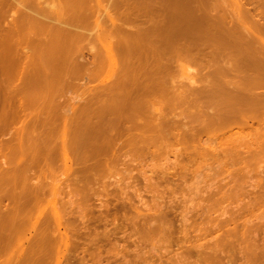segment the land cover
I'll return each instance as SVG.
<instances>
[{
	"label": "rangeland",
	"instance_id": "obj_1",
	"mask_svg": "<svg viewBox=\"0 0 264 264\" xmlns=\"http://www.w3.org/2000/svg\"><path fill=\"white\" fill-rule=\"evenodd\" d=\"M78 1L79 0H76V2ZM80 1L83 2V7L78 9L77 12H80L79 14H81V11L79 10H82V14L86 13L87 22H85L86 25H79V29L78 25H66V23H69L67 21H60L61 23L63 22L60 24L54 20L60 16L62 7L63 11L68 7L69 2L67 0H0V99L2 97L6 98L11 96L10 94L13 91H15L14 94L20 92L19 96L22 99H27L28 97L38 98V100L26 108L25 112L27 115H30L40 111V113L45 115L47 112L45 108L51 103L52 100L56 101L58 104H64V102L68 99H72V101L76 103H84V101L81 100L83 90L82 88L88 84L92 88L100 89L104 84H113L118 80L119 84H122L123 86L127 85L128 87L135 81L134 79L131 80L133 76L130 75V73H133L134 78L137 77L135 82H137V86L139 88L148 85H154L155 81H153V79L150 80L151 82L149 80L143 79L141 76V71L138 68H134L136 72L135 73L133 71L134 69L131 68V65H137L138 61L143 58V53L144 50H146V47H151V44H155V38H153L154 43H152L148 37H135L134 35L137 36L142 32L145 35L147 34V31L154 28V25L158 31H166L165 29L169 26V24H171V21L165 18V14L169 11L178 12V14H180L179 23L181 25V31H183L181 32L182 34H188L191 28L205 31L207 27L208 29H206L205 33L207 36L210 37L211 35L222 31L221 33L223 34V37L217 40L214 39L213 41H203L197 45H194V38L192 39L185 35H182V37L176 40L175 45L176 47H179V49L189 47L192 44L193 47L191 50H189L192 52V54H197L199 51L198 54L201 53L204 56L206 55L208 58L205 56V58H199L197 61H190L184 58L175 60V64H173V72L170 71L167 74L169 76L167 77L169 84L167 86L170 87L169 94H165L163 97L156 95L140 97V95H136V97H132V102L128 92L127 96L126 94H119L116 96L114 95L116 100L125 101L127 99V101H125L127 106H129L130 103H132L131 105L139 106L144 104L146 101L151 102L153 106H150L149 110L153 117L155 116L156 118L151 123L152 125H148L150 129L148 126L143 129V131L145 130L144 134H140V131L137 132L138 139L136 138L135 140L138 141H133L134 143L132 142L127 145L131 146V148H128L127 146L122 147L121 141L117 140V144H119V146L117 144L113 146V150H110V153L108 154L110 157L106 155V159L104 157V159L102 158L100 160L102 162L100 163L102 166L99 164V168L97 170V180L100 181L101 185L99 182H97V188L95 187L100 193H97L99 195H95L94 193L93 198L91 197L88 201V207L91 206L93 211L92 209H88L87 217L85 218L84 216L85 219L81 217V215L79 216L76 214L77 212L78 214H82L81 210L79 206L74 207L75 204H71V202L68 201L70 197L68 199L67 195L63 196L64 198L68 199L64 200V202L66 201L65 205L63 204L64 207H61L62 203L59 202V206H57L58 210L56 209L57 215H62V211L64 210L63 216H66L64 214L66 211H68L69 213L66 212L67 215L69 214L68 217L70 214H73L69 218L72 221L75 232L78 230L80 233H82L81 231L84 229L83 234H81L82 237L79 233H75V241L73 239L71 244L74 242L75 243L70 245L71 248H69V252L67 251L66 254L64 253L65 258L67 257V259H64L65 262L63 261V264H71L70 262H72V264H264V139H260L261 137L264 138V136L259 137L258 130H256L261 127V118H259V120L254 119L253 121H249V123H244L243 127L246 130H241L242 125H236V127L233 125L231 126L233 129L228 126L224 128V126L220 124L211 126L209 123L213 117L210 113L212 108H215L217 103L215 104L211 100V102L209 100L207 102L204 99L203 101H200L202 98L198 100V102L191 95L193 93L189 92L192 98L190 97L189 93L186 96L188 100L190 99V101H192L190 102L191 104L189 102L178 104L177 99L180 96L177 95V92L171 90V87L173 88L174 86L175 88H182L180 87V84H183L182 89L186 88L185 90L189 91L193 90L194 86L195 88H201L200 86L203 87L206 83L203 80L202 83L199 82L198 84H192V79L196 78L198 74L201 73V75H203L206 71L212 70L217 65H225L226 63L231 64L235 59L241 58L243 54L248 52L251 53L252 51L257 52L261 50L264 47V0H238L239 5H237L234 0H209L207 5H203L200 0H180L184 9H179L180 6H175L176 8L174 6H171V8L164 7V9L161 7L164 4L163 0H154L155 2H153V0ZM156 1L161 8L155 7ZM117 2H120V6L118 7L119 9L115 5ZM184 3L186 5H184ZM160 4L162 5L160 6ZM69 5L71 8L75 7L72 3ZM158 14H161L160 17ZM238 14L245 16L238 17ZM219 15L220 17L218 18ZM26 16L27 18L31 19H34L35 17V19L41 21L40 26H43V28H41L39 31V36L41 37V40L48 39L47 43L44 44L46 46L48 44L49 46L52 45V48L63 43L65 38L64 36L61 37L59 35V37L55 36L52 39L45 37L47 34H49V30L46 29V25L50 26L53 25L52 23H55V25H58L56 27H60L62 29L65 27V29L71 31L73 30L82 34L84 33L86 36L89 34L90 36H94L103 31H111V36L115 35L117 37L115 38L114 36L112 37L113 39H110L109 37L107 40L111 43L114 39H118V35L115 34L113 29H111V26L114 25L112 23H118V25L120 24L123 27V30L126 31L127 37L134 41L133 48H135L133 51L134 53L127 57V68H122V70L124 69L122 73L120 70V74L124 73L122 75L123 78L117 79L110 77L111 79H106V77H108L110 74L108 72L110 71V69H108L110 67L107 61L105 64H103L104 66L101 68L100 75L93 80H90L89 74H85L79 78L76 76L73 77L74 75L72 73H67L69 75L65 74V76H59L57 69L52 71L49 69L51 65L54 66L53 64L55 63H52V60L56 58V55L54 56V54L45 52V48L47 47H45L43 50L41 49L39 53L33 52V55L36 56V62H28L29 64L35 66H48L47 64L51 63L49 64L50 67L48 66L47 69H40L38 71H34V73L30 72V76L28 77H26V73L12 76V71L2 72L1 68L3 66L9 67L16 65L15 61L17 59L16 54L11 51L13 49H11L8 43L5 42V38L10 33L9 30H11L14 22L19 19H26ZM113 17L116 18V20L114 19V22H112ZM152 17L154 19H152ZM131 18L133 20H131ZM53 20L55 22H53ZM46 21L48 23H46ZM153 21H156L157 23H153ZM163 21H166L167 23ZM94 22L100 23V26ZM165 25H167L166 28H164ZM99 27L102 28L103 31ZM243 38L247 40L245 41ZM49 39H51V41ZM53 39L56 41H53ZM70 39L71 38H69V40ZM146 39L149 42H147ZM108 41L105 39L102 44L100 42H97V45L96 43L87 44L84 47V50L85 48L86 50H82L83 52L81 50L79 51L80 48L76 47L75 49L71 50V54L73 56L74 53L78 51V53H76L77 55H74V57H79L83 53L85 54V58L88 57V59L90 58L89 51L92 50L105 54V50L103 48L105 45L110 44ZM52 42L53 44H50ZM54 42H58L57 45H55ZM104 42L106 44L103 45ZM159 42V39H157L156 44L158 45ZM44 44L42 46H44ZM23 48L27 50L26 47L23 46ZM212 53L216 55L224 54L226 57H217V59H212ZM166 55V53L163 55L164 58L169 55V52L168 55ZM119 57V59L122 60L121 58L123 57ZM41 59L45 62H43ZM129 59L133 62L129 61ZM28 63L22 62L19 65L24 67L25 65H29ZM183 67L185 69H183ZM260 68L259 71H264V67ZM54 73L56 74L55 76ZM170 74H172L171 76L173 78L170 76ZM63 80L69 82L75 80L82 88L77 91H72L65 88L61 89L59 88L60 86L57 87ZM263 89L264 88H260L254 91V94L258 92L256 96L254 95L256 99L264 96ZM23 92H26L27 95L25 96L24 93V96H22L23 94L21 93ZM100 94H102L100 97L102 98L104 93ZM186 96L180 98L184 99ZM128 98L130 99L128 100ZM165 98L167 100H165ZM158 100L160 102L161 100L163 101L159 103ZM163 102L165 106L163 105ZM175 102L176 104H174ZM215 102L219 103V101ZM206 105L209 106V108ZM157 109H163L162 111L166 109V112L164 111V116L167 115L168 118L164 117L162 119L161 117H163V115H160V113L158 114V112H156L158 111ZM65 110V107H61L59 111L64 112ZM153 110L154 113L152 112ZM124 114L127 115V112ZM166 119L175 120L176 123L179 124L178 127L169 126V130H166V128H160L161 126L158 125L162 121L166 122ZM253 123H256L258 128ZM187 124L190 126L188 125L186 127ZM1 125L2 123L0 122V128ZM22 125L23 124L21 122L16 123L9 130L3 132L1 131L0 145L8 141H13V138L18 135V131L23 128L21 127ZM253 125H255V129ZM41 126H38L34 131V137L37 136L38 139L40 138V141L44 138L42 141H49L50 143L45 144L38 140L39 145L44 148L49 146L51 141L61 143L62 139H53L52 133L54 129L60 130L63 127V124H59L57 127L56 125L54 127L49 125ZM252 127L254 130H252ZM222 128L224 131H222ZM50 129H52V131ZM161 129L165 130L162 131ZM180 129H182L181 131L183 132H179ZM234 129H236L235 135L231 137L234 132L232 130ZM225 130H227V132ZM146 131L149 132L147 133ZM237 131L239 136H237ZM240 132H245L244 136ZM149 133H151V135ZM182 133L185 134L183 135ZM191 134H194L195 136ZM41 135H43V138L40 137ZM158 136H163V138H158ZM183 137L187 138L186 141ZM153 138L155 139L153 140ZM164 138H168L170 141L167 140V142ZM236 138L237 140H235ZM151 139L154 142H152ZM253 139H255V141ZM141 140L143 141L142 143H140ZM145 141L148 142L145 143ZM256 142L259 143L257 144L258 146H256ZM155 143L158 144L155 145ZM36 144L37 143L33 145L36 146ZM261 144H263L262 148L260 147ZM34 146H31L30 148L34 150ZM247 152H249V154ZM8 155V149L0 150V167H17L19 163L18 160H15L17 163L14 161L5 163L6 157ZM111 155H114V160L111 159ZM102 160H104V163ZM57 166L59 167H57V173L59 172L58 174L60 176L57 173L56 175L58 176L57 178L60 182L61 179L63 180L64 178L62 176V162L59 161ZM108 166H110V168ZM98 183L100 187L102 186L101 188H103L102 190L104 191L98 187ZM0 186L1 188L4 187V185L1 183ZM105 187H107V189ZM108 189L109 191L113 192H110V194L114 196L113 198H109L111 196L109 193L104 194L108 191ZM101 192H104L103 195ZM94 195L99 202H102L103 199L104 202L101 204L98 202L97 204V202H95L97 199L94 197ZM99 198H102V200ZM91 200H94L93 202L96 205L94 203H92L93 205H90L89 202H92ZM111 203L114 205L113 207H109L112 205ZM5 205L11 206V202L6 200ZM97 205L99 209H96ZM99 205H101V207ZM69 206L72 207V210L75 208V211L72 212L71 207L69 208ZM103 206L105 209H102ZM44 207L45 206H41V209L37 207L38 210L35 208V212L34 210L32 211L33 219L36 217L42 218L44 215L46 217L48 216L49 210L47 208L45 209ZM100 208L107 211H101ZM51 212L54 213V211ZM51 212L50 214H52ZM92 212L93 215L91 214ZM33 213H36L37 216ZM54 214H56V211ZM103 214L105 215V217H102L103 219L105 218L104 220L101 218ZM108 215L110 216L108 217ZM91 216H93V218ZM78 217H80L81 222L84 223V228H82L81 224H79L80 218ZM100 219H102V222ZM91 221H94L95 225L92 224L93 222L91 223ZM91 224L94 225V228ZM89 227H91V229ZM78 228H81V231ZM42 230L46 232L44 233ZM52 230L56 231L55 229H52V227L44 228V226L38 227L36 232L33 231L32 228H29L25 230L26 232H24V238L25 236V239L31 238L32 236H35V234H47ZM86 233L88 234L86 235ZM56 234L58 235V231ZM88 236H90L94 241H92L90 237L89 240H87ZM80 237L86 238H83L81 241ZM86 240L88 242L92 241L94 244L90 242V244L87 246L82 245L83 243H88ZM56 243L53 242L55 245L50 243L49 247L50 245L53 247H59L61 245V242ZM72 246L77 248L75 250L77 254L73 251L75 247L73 248ZM17 247L16 245L10 246L8 252V254H10L7 255V257H12V254L16 253L12 252L17 251ZM11 248L13 251L10 250ZM80 248L83 250H80ZM71 250L72 252H70ZM84 251L88 252L85 253ZM55 258H58V256ZM55 258L52 259V264L56 263L55 261L57 259Z\"/></svg>",
	"mask_w": 264,
	"mask_h": 264
},
{
	"label": "bare ground",
	"instance_id": "obj_2",
	"mask_svg": "<svg viewBox=\"0 0 264 264\" xmlns=\"http://www.w3.org/2000/svg\"><path fill=\"white\" fill-rule=\"evenodd\" d=\"M67 1L69 2L68 7L66 6L67 8H65L64 11H63V7H62V12H61V14L59 13L60 16L58 18H55L54 20L57 21V23L59 22L60 24L63 23V22L61 23L60 21H67L69 23H66V25H68V24H70L71 26H77L78 25V28H79V25H86L85 24V22H87L86 13L83 11L85 14H82V10H79V11H81V14H79L80 12H77L78 9H81L83 7V2L80 0H79L80 2L79 1L76 2V0H67ZM163 1H164V4L163 5L160 4V6L162 5L161 7H163V8L164 7L165 8L166 7L171 8V6L172 7L173 6L179 7L180 6L179 9H182V8L184 9V7H182L183 5H182V2L180 0H163ZM200 1L202 2L203 5H207L209 0H200ZM234 1L237 5H239L238 0H234ZM153 2H155V1L153 0ZM70 3L74 4L75 7L71 8V6L69 5ZM121 3H124V2H121ZM115 5L118 8L120 6V2H117ZM184 5H186V4L184 3ZM146 7H148V6H146ZM155 7H157V8L159 7V4L157 3V1L155 4ZM161 7H159V8H161ZM157 8H156V10H157ZM115 10H117V9H115ZM172 10H174V9H172ZM162 11H164V10H162ZM152 14H155V13H152ZM147 15H149V14H147ZM160 15H159V17H160ZM243 16H245V15L238 14V17H243ZM29 17H31V16H29ZM110 17H112V16H110ZM179 17H180V14H178V12L169 11L165 14V18H167L169 21H171V24H169V26L167 28H166L167 25H165V27L163 26L164 28H166L165 29L166 31L163 30L164 32H160V30L158 31V29H156L155 25H154V28L152 30H149L150 32L149 31L146 32L147 34L144 35V33L142 32L143 34L139 33L137 36L134 35L135 37H142V36L148 37L152 43H154L153 38H155V44L154 45L151 44V47H149V46L146 47V50H144V53H143L144 54L143 58L139 61L137 60L138 61L137 65L134 63L135 66H132L129 63L131 65L132 69L138 68L141 71V76L143 79L149 80V81L151 79H153V81H155L154 85H148V86H144L142 88H139L137 86V82H135L137 77L134 78L133 73H130V75L133 76V78H131V80L134 79L135 81L133 80L134 81L133 83L130 82L131 84L128 87H127V85L123 86L122 84L118 83L117 79H122L123 78L122 75L124 74V73L120 74V70L122 73V71H124V69L122 70V68H127V60H128L127 57L129 55H132L134 53L133 51L135 49V48H133L134 41L130 40L129 37H127L126 31L123 30V27L120 24L118 25V23H116V24L112 23V24H114L113 25L114 27L111 26V29H113L115 34L118 35V39H116V40L114 39L116 42L113 40V42H111V43L107 39L109 37L111 39L115 35L111 36V31L110 32L103 31V29L100 27L99 28L103 32L100 31L101 33L94 35V36L92 34H91L92 36H90V34H89L88 36H90V37H88V36L84 35V33L82 34V33L77 32V31L76 32L73 30L71 31V30L65 29V27H63L64 29H62L60 27H56L58 25H55V23H52L53 25H50V26L46 25V29L49 30V34H47V36H45V37L52 39L53 37L59 35L61 37L64 36V38H65V40H63V43H61V44L57 45V43L59 41L57 43L54 42L55 45H57V46L52 48L51 47L52 45L51 46H49V44L47 46L45 45L47 43L48 39L45 38L46 40H44V39L41 40V37L39 36L40 35L39 31L41 30V28H43V26L42 27L40 26L41 25L40 20L35 19V17H34V19L33 18L32 19L27 18V16H26V19H23V20L19 19V20L14 22L13 26L11 27V30H9L10 33L8 32L9 34L5 38V42L8 43V45L11 47V49H13L11 51L14 52L17 56V59L15 61L16 65H12L9 67L3 66L1 68L2 72L12 71V76H17L21 73H26L27 74L26 77H28V76H30V72L34 73V71H38L40 69H45V68L47 69L49 64H51V63L47 64L48 66H42V65L41 66H35V65H31L28 63V62H30V63L36 62V56L33 55V52L39 53V51L41 49L43 50L45 47H47V48H45V52H47L49 54H54V56L56 55V58L52 60V63H55V64H53L54 66H52V65H51V67L49 66L50 67L49 69H51V71L57 69L59 76L60 75L65 76V74H67V73H72L74 75L73 77L76 76L79 78L85 74H89L90 80H93V79H96L100 75L101 68H103V66H104L103 64H105L107 61V63H109V67H110V68H108V69H110V71H108L110 74L108 77H106V79L109 80L110 77H114V78H117L116 79L117 81H115V83H113V84H104L100 89L99 88L96 89V88H92L91 86H89V84L85 85L84 88H82L80 86V84L75 81L76 79L74 81H71V82L63 80L60 82V85H58L57 87L60 86L59 88H61V89L65 88V89H69L72 91H77V90H80L82 88L83 90H82L81 100L84 101V103H80V102L76 103V102L72 101V99H68L64 102V104H58V103H56V101L52 100L51 103L45 108V110L47 111L45 115L40 113V111L37 113L30 114V115H27V113L25 112L26 108L29 105L33 104V102L38 100V98L28 97L27 99H22L19 96L20 92L14 94L15 91H13L10 94L11 96L6 97V98L2 97L0 99V106H1V108H0V110H1L0 111V122L2 123L1 128H0V132L9 130L16 123L21 122L23 124L21 126L23 128L20 131H18L17 136L15 134L16 137L13 138V141H8V142L2 143L0 145V150L1 149H8L9 150V155L6 157L5 163H8L9 161H14L15 163H17L15 160H18V162H19L18 166L16 165L17 167H15V166L13 168H10L8 166L6 168L0 167L1 168L0 169L1 170V172H0V183L2 185H4V187H2V188L0 186V264H52V261H53L52 259L57 257V256H58V258H55V259H57L55 261L56 263L55 262L54 263L55 264H63L64 259H67V257L65 258L64 255L69 250V248H71L70 245L75 243L74 242L71 244V241L73 242V239L76 237L75 233L76 234L79 233L81 235V234H83L84 229L81 231V228L80 229L78 228L82 233H80L77 229H76L77 232H75V230L73 229L74 227H73L72 221L69 218L73 214L72 215L70 214V216L68 217L69 214L68 215L66 214V212H68V211H66L64 214L66 216H63L64 210L62 211V215H60V216L57 215V210H58L57 206H59V202L62 203L61 207H64L65 202H66V201L64 202V200L67 198H64L63 196L67 195L68 199L70 197V199L69 200L67 199V200L70 201L71 204L74 203L75 204L74 207L79 206V208L81 210L82 214H78V212L76 214L79 216L81 215V217H83V218L85 216V218H86L87 213H88V209H92V211H93V208L91 206H90L91 208L88 207V201L90 200L91 197L93 198L94 193L96 195L99 192V190L96 188H97V182L100 183V181L97 180V177H98L97 170L99 168V164L102 163L100 160L102 158L104 159V157L106 155L108 156V154L110 153V150H113V146L115 144H117V140L121 141L122 147H126L127 145H129L133 141L134 142L138 141V140H135L137 138V135H138L137 132L140 131V134H144L145 130L143 131V129H145L146 126L150 125L154 121V119L156 118L155 116L153 117V115L150 113V110H149L150 106H153V104H151V102L146 101L144 104L139 105V106H134V105H131L132 103H130V105L127 106V104H125V101H127V99L125 101L116 100L115 96L119 95V94H123V95L126 94V96H127V92H128V95L131 97V102H132V97H134V96L136 97V95H138V96L140 95V97L141 96L149 97L151 95L163 97L165 94H169L170 87L167 86V85H169L168 80H167V77H169V76L167 74L173 70V64H175L174 63L175 60H178L179 58L180 59L184 58V59H187L190 61H197L199 58H205V56H206V55L205 56L202 55L201 53L198 54L199 51L197 54L196 53L192 54V52L189 51L193 47L192 44L189 47H185V48H181V49H179V47H176V45H175L176 40L178 38L182 37V35H185V33L184 34L181 33L183 31H181L182 29H181V25L179 23V20H180ZM219 17H220V15L218 16V18ZM114 19L116 20V18L113 17L112 22H114ZM152 19H154V18L152 17ZM54 20H53V22H55ZM131 20H133V19L131 18ZM163 20H164V18H163ZM150 21H151V19H150ZM155 22L153 21V23H155ZM163 22H166V21H163ZM46 23H48V22L46 21ZM94 23H96V22H94ZM96 24H98V26H100L99 25L100 23H96ZM163 24H165V23H163ZM150 27H151V25H150ZM145 29H147V28H145ZM206 29H208V28L206 27ZM206 29H205V31H202L199 29L191 28L189 33L186 34L185 36H188L189 38H192V39L194 38V40H195L194 45H197L198 43H202L203 41H213L214 39L217 40V39L223 37V34L221 33L222 31H220L214 35H211L212 37L211 36L209 37V36H207V34H205ZM258 29H260V28H258ZM47 30H46V33H47ZM131 36H133V35H131ZM69 38H71V39L69 40ZM115 38H117V37L115 36ZM51 39H49V40L51 41ZM105 39H106V41H108L110 43V44L107 43L108 45H105L103 48L105 50V54L98 53L92 49H91L92 51H89L90 55L88 54L90 56L89 59H88V57L85 58V56H84L85 54H83V53L79 57H76V56L74 57V55H77L76 53H78V51L75 52L73 56L71 54V50L75 49L76 47L80 48L79 51L80 50L82 51V50H84L85 45L93 44V43H96V45H97V42L98 43L100 42L102 44V42ZM147 39H146V41L149 42ZM157 39H159V41H160L158 45L156 44ZM243 39L245 41L247 40L245 38H243ZM54 40L55 39H53V41ZM56 40H57V38H56ZM134 40H135V38H134ZM249 42H250V40H249ZM43 44H44V46H42ZM50 44H53V42ZM104 44H106V43L104 42L103 45ZM23 46L26 47L27 50L24 49ZM100 46H102V45H100ZM146 46H147V44H146ZM85 50H86V48H85ZM139 52H140V50H139ZM168 52H169V55H168ZM165 53L168 56L166 55L167 57L164 58L163 55H165ZM119 56L123 57V58H121L122 60L119 59L120 58ZM208 56H210V55H208ZM211 57H212V59L213 58L217 59V57L225 58L226 56L224 54H222V55L217 54L216 55V54L212 53ZM129 61L133 62L130 59H129ZM135 61H136V59H135ZM22 62L23 63L27 62L29 65H25L24 67L20 66L19 64H21ZM37 62H38V60H37ZM43 62H45V61H43ZM43 62H42V64H43ZM260 67H264V47L257 52L252 51L251 53L248 52L246 54H243L241 58L235 59L231 64L226 63L225 65L224 64L223 65H217L212 70L206 71L203 75H201V73L198 74V76L196 78L192 79V84L193 85L195 83L198 84L199 82L202 83V80H203L206 83L203 87L200 86L201 88H195V86H194L193 90L189 91V90H185L186 88L182 89L183 84L182 85L180 84V87H182V88H179V87L175 88V86H174L173 88L171 87V90L177 92V95H179L180 97H184L190 92V93H193L191 95L194 97V99L196 101H198L202 98V100H200V101H203V99H204L207 102H208V100L209 101L211 100V101H213V103H215V104L217 103L215 108H212V111L210 113L212 115L213 119L210 121L209 125L214 126L216 124L217 125L220 124V125H223L224 128H226V126L232 128L231 126H233V125L235 127H236V125H242L241 126L242 127L241 130H242V129H244V127H243L244 123H247V122L249 123V121H253L254 119L259 120V118H261L260 121L263 123V120H264V96H261V98L256 99L255 96L258 92L256 94H254V91H256L260 88H264V71H259ZM183 69H185V68L183 67ZM133 71L135 72V69ZM47 74H49V73H47ZM55 75L56 74L54 73V76ZM67 75H69V74H67ZM171 75L172 74H170V76ZM114 78H113V81H114ZM44 79H45V77H44ZM124 79H125V77H124ZM47 80H48V78H47ZM60 80H62V79H60ZM120 81H122V80H120ZM123 83H125V82H123ZM174 84H175V82H174ZM33 86H35V85H33ZM177 86H179V85H177ZM134 87H135V90H134ZM24 93L26 96L27 95L26 92L21 93V94H23L22 96H24ZM52 93H54V92H52ZM100 93H104L102 98H100L102 95ZM190 93H189V95H190ZM191 95H190V97H191ZM177 98H178V96H177ZM179 98L177 99L178 104H184V103L192 102V101H190V99L189 100L187 99V96L184 99L180 98L181 100ZM129 99L130 98H128V100ZM165 100H167V99L165 98ZM162 101L163 100H161V102ZM215 101H219V103L215 102ZM161 102L159 101V103H161ZM204 103H206V102H204ZM174 104H176V102ZM163 105H164V102H163ZM185 106H187V105H185ZM200 106H201V104H200ZM61 107H65L66 110L64 112L59 111L61 109ZM157 107H159V106H157ZM207 107L209 108V106H207ZM210 107H212V106H210ZM162 110L163 109H160L156 112H158V114L160 113V115H163V117L160 116L162 119L164 117L168 118L167 115L164 116V111L166 112V109L164 111H162ZM206 110H207V108H206ZM126 112H127V115L124 114ZM152 112L154 113V110ZM201 112H202V110H201ZM194 115L196 116L195 113H194ZM202 115H203V113H202ZM171 118H173V117H171ZM180 118H181V116H180ZM175 120L166 119V122L162 121L158 126H161L160 128H166V130L168 129L169 126L170 127L171 126L178 127L179 124H177ZM184 120H186V119H184ZM187 120H189V119H187ZM262 123H261V127H259V128L257 127L256 123H253L258 128L256 130H258L259 137L264 136V127H263L264 123L263 124ZM59 124H63V127L60 130L54 129V131L52 133V137H53V139H62L61 143L54 142V141H51L49 139L51 141V144H49V146L43 148L41 145H39L38 142L40 141L39 140L40 138L38 139L37 136L34 137V135H33L36 128L38 126H41V125H49L51 127L52 126L54 127L56 125V127H57V125H59ZM156 124H158V123H156ZM189 124H187L186 127ZM255 125H253V127ZM223 126H221V127H223ZM221 127H219V128H221ZM253 127H252V130L255 129V127H254V129H253ZM208 128H209V126H208ZM149 129H150V127H149ZM185 129H188V128H185ZM50 130L52 131V129H50ZM164 130H162V131H164ZM181 130L182 129H180L179 132H183ZM235 130L236 129L232 130L234 132L231 135V137L235 135V132H236ZM244 130H246V129H244ZM248 130H250V129H248ZM222 131H224L223 128H222ZM225 131L227 132V130H225ZM231 132H230V134H231ZM245 132L244 133L240 132V133L243 134V136H244ZM255 132H257V131H255ZM48 134H45V135H48ZM149 134L151 135V133H149ZM237 134H238V131H237ZM165 135H167V134H165ZM191 135H194V134H191ZM247 135H248V133H247ZM42 136L43 135H41L40 137H42ZM180 136H181V133H180ZM237 136H239V134ZM158 138H163V136H160V137L158 136ZM239 138H241V137H239ZM154 139L155 138H153V140ZM184 139L186 141L187 138H184ZM260 139H264V138L261 137ZM42 140L40 142L45 143V144L50 143L48 140H47L48 142L42 141ZM165 140L167 141L169 139L167 138ZM235 140H237V138ZM253 140L255 141V139H253ZM151 141H152V139H151ZM142 142L143 141L141 140L140 143H142ZM147 142L145 141V143H147ZM152 142H154V141H152ZM35 143H37L38 145L36 144V146H34ZM161 143H162V141H161ZM30 144H31V146H34V150H32V148H30L31 147ZM135 144H138V143H135ZM157 144L155 143V145H157ZM257 144H259V143L256 142V146H258ZM263 144H261V146H260L261 148L263 147L262 146ZM117 145L119 146V144H117ZM127 147L131 148V146H127ZM115 149H116V147H115ZM127 150H129V149H127ZM114 151H117V150H114ZM257 151H259V150H257ZM249 152H247V153L249 154ZM113 156L111 157V159L114 160ZM108 157H110V156H108ZM105 159H106V157H105ZM59 161L62 162V172H63L62 176L64 177L63 180L61 179L60 182L57 178L58 176L56 175V173L58 171L57 164L59 163ZM102 161L104 163V160H102ZM105 163H106V161H105ZM110 164H112V163H110ZM108 167L110 168V166H108ZM59 179H60V177H59ZM99 183H98V185H99ZM100 185H101V183H100ZM100 185L98 187H100ZM101 187H100V189L102 190L103 188H101ZM107 187H105V188L107 189ZM102 191H104V190H102ZM110 192L111 191H109V189H108L107 192H105V193L103 192V193L104 194H106V193L110 194ZM103 193H102V195H103ZM111 193H113V192H111ZM95 195H94V197H95ZM97 195H99V194H97ZM110 195L111 196L109 198L114 197V196H112V194H110ZM99 199L102 200V198H99ZM6 200L7 201L9 200L11 202V206L5 205ZM93 201L89 202V204L91 205L92 203H94ZM95 202H97V204H98V202H99L98 199ZM102 202H104V199ZM102 202H99V203L101 204ZM110 202H112V201H110ZM105 205H107V204H105ZM41 206H45L44 208L45 209L47 208L49 210L48 216L46 217L44 215V217L41 216L42 218L36 217L33 219L32 211L35 208L37 209V207L40 208ZM99 206L101 207V205H99ZM111 206L113 207L114 205L112 204L109 207H111ZM67 207H68V204H67ZM70 207L71 206H69V208ZM93 207H96V206H93ZM42 209H43V207H42ZM74 209L72 210V207H71L72 212L75 211ZM96 209H99L98 205H97ZM102 209H105V207L103 206ZM102 209H101V211H105ZM106 209H107V207H106ZM50 210L54 211V213L56 211V214H54ZM34 212H35V210H34ZM50 212L53 215L50 214ZM108 212H109V210H108ZM33 214H36V213H33ZM42 214H44V213H42ZM59 214H61V213H59ZM91 214L93 215V212ZM103 215L101 216V218L105 217V215L104 216ZM36 216H37V214H36ZM38 216H39V214H38ZM88 216H89V214H88ZM109 216L110 215H108V217ZM91 217L93 218V216H91ZM108 217H106V218H108ZM78 218H80V217H78ZM87 219H89V218H87ZM102 219H100L101 222H102ZM96 220H97V218H96ZM77 221H76V223H77ZM79 221L81 222V218ZM87 221H89V220H87ZM80 222H79V224H81V227L84 228V223L83 222L80 223ZM91 223L94 224V221H91ZM94 225H92L93 228H94ZM40 226H44V228H46V227L51 228L52 227V229H55L56 231L52 230L53 232L51 231L50 233L48 232L47 234H42V235H40V234L36 235L35 234V236H32L31 238L25 239L26 236L24 238V232H26L25 230L32 228L33 231L36 232L37 228ZM89 226H90V224H89ZM89 228L91 229V227H89ZM44 230H42V232H44ZM30 231H31V229H30ZM49 231H50V229H49ZM57 231H58V235L56 234ZM87 232H88V230H87ZM87 234L88 233H86V235ZM81 237H82V235H81ZM89 237L90 236L87 237L88 238L87 240H89ZM83 238H86V237H83ZM83 238H81L80 240L82 241ZM91 240H92V238H91ZM74 241H75V239H74ZM92 241H94V240H92ZM92 241H90V242L92 244H94ZM53 242H55V243L61 242L60 244L62 245V247L60 244H59L60 245L59 247H56L57 243H56V246L53 247L50 245V247H49L50 243H52V245H55V244H53ZM90 242H88L87 244L86 243L84 244L82 242L83 243L82 245L87 246L90 244ZM96 242H97V240H96ZM15 245H16V247L18 245L17 251H13L12 248L10 250L13 251L12 253H14V252H16V253L12 254V257H7V255L10 254V253L8 254L10 246H15ZM82 247H84V246H82ZM92 248H93V246H92ZM94 248H96V247H94ZM76 249H77L76 247H75V249H73V251L75 253H76V251H75ZM80 250H83V249L80 248ZM70 252H72V250ZM78 252H80V251H78ZM86 252H88V251H86ZM78 255H80V254H78ZM69 256H70V254H69ZM81 256H82V254H81ZM77 257H79V256H77ZM82 261H83V259H82ZM70 263L72 264V262H70Z\"/></svg>",
	"mask_w": 264,
	"mask_h": 264
}]
</instances>
